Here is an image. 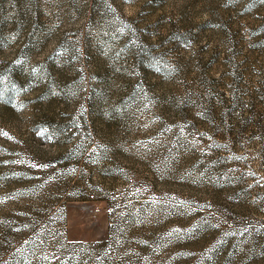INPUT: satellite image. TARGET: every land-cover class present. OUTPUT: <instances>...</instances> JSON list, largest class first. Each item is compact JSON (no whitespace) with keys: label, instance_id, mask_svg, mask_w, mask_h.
<instances>
[{"label":"rangeland","instance_id":"1","mask_svg":"<svg viewBox=\"0 0 264 264\" xmlns=\"http://www.w3.org/2000/svg\"><path fill=\"white\" fill-rule=\"evenodd\" d=\"M0 264H264V0H0Z\"/></svg>","mask_w":264,"mask_h":264}]
</instances>
